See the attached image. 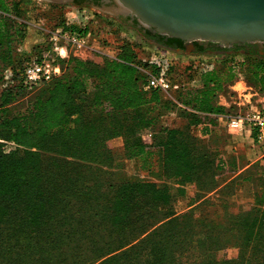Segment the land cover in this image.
<instances>
[{"label": "trees", "instance_id": "1", "mask_svg": "<svg viewBox=\"0 0 264 264\" xmlns=\"http://www.w3.org/2000/svg\"><path fill=\"white\" fill-rule=\"evenodd\" d=\"M23 6V0H0V264H264V209L230 211L226 203L217 216L194 212L219 178L217 157L203 151L192 125L202 121L200 112L216 110L211 95L227 69L234 76L245 63L237 56L247 54L242 47L212 51L216 67L202 72L191 64L187 79L174 66L171 79L185 97L146 88L138 66L148 63L130 40L102 66L59 58L63 73L30 88L17 50L26 37ZM66 21L55 28L91 30ZM254 67L253 82L264 93V58ZM8 68L13 81L6 84ZM193 80L204 88L195 110L186 100L194 89L184 88ZM172 110L184 126L164 125ZM116 137L155 179L114 180L117 153L108 143ZM7 142L15 145L10 152ZM192 185L202 192L179 212L178 198ZM228 245L240 252L221 261L217 253Z\"/></svg>", "mask_w": 264, "mask_h": 264}, {"label": "rangeland", "instance_id": "2", "mask_svg": "<svg viewBox=\"0 0 264 264\" xmlns=\"http://www.w3.org/2000/svg\"><path fill=\"white\" fill-rule=\"evenodd\" d=\"M23 14L22 21L26 24V37L21 45H18L20 53H24V62L31 63L39 60L44 52L48 49V42L50 39L49 32L54 30L57 24L61 21L68 19H75L84 10L91 13L92 19L89 28L92 31V36L87 47L76 49L70 47L69 55L79 57L84 60L92 61L93 63L102 66L105 61L110 57H116L121 48L124 40H130L137 44L136 48L141 58H153L166 56L169 57L175 64V75L179 78H188L187 68L199 61L210 62L216 61L214 53L190 52L189 51H171L160 46L158 43L149 39L141 27L127 21L125 18L120 17L108 7H99L91 3H75L73 0H23ZM112 21V22H111ZM118 27L113 29L112 24ZM115 27V26H114ZM256 48V47H255ZM254 50V49H253ZM234 51H231V54ZM246 55H237L238 57L246 59L245 63L236 70L233 75L223 74V84L220 89V99L227 103L231 111L238 109L244 103H258L264 102V93L259 90L257 84L253 82L252 73L255 71L254 63L257 58H264V50L256 48L253 53L251 51L242 50ZM237 54V53H236ZM199 84H192V89H195ZM180 89L172 88L170 97H185V92L179 91ZM173 98V99H174ZM24 101L18 103L19 106L24 105ZM96 107H93V115L95 114ZM177 111H170L164 115V125H174L180 122L177 116ZM246 143L244 150L249 149V137L245 135ZM150 142L151 138L146 137ZM109 146L117 153V159L114 161V180L121 181V179L132 180H152L155 179L154 175L150 172L141 169V157H131L124 149V139L116 137L109 141ZM14 143L7 142L4 149L10 152L14 149ZM257 150L262 155L264 149L257 147ZM264 157V155H263ZM221 176V175H220ZM222 178V177H221ZM220 178V180H221ZM250 187H245L242 184L234 183L226 191V196L210 195L207 202L199 204L194 212L198 217L209 213L217 216L221 209L226 207V203L230 204V211H238L240 209L248 210L251 207H258L264 209V187L258 188L252 192ZM202 190L197 189L195 186H188L187 193L181 195L176 203V208L180 212L187 211L192 208V200L201 193ZM254 195L251 198V195ZM224 199V202H223ZM225 205L223 208L222 206ZM240 252L238 245H228L227 247L218 251V258L223 261L237 257Z\"/></svg>", "mask_w": 264, "mask_h": 264}, {"label": "water", "instance_id": "3", "mask_svg": "<svg viewBox=\"0 0 264 264\" xmlns=\"http://www.w3.org/2000/svg\"><path fill=\"white\" fill-rule=\"evenodd\" d=\"M64 1V0H60ZM119 16L185 41L264 42V0H116Z\"/></svg>", "mask_w": 264, "mask_h": 264}, {"label": "built area", "instance_id": "4", "mask_svg": "<svg viewBox=\"0 0 264 264\" xmlns=\"http://www.w3.org/2000/svg\"><path fill=\"white\" fill-rule=\"evenodd\" d=\"M94 15V14H93ZM88 10H84L75 19H68L66 24L69 26H80L83 29L88 28L91 20L94 17ZM50 39L48 44L50 48L47 49L40 60L27 63L23 75L24 83L30 88H33L43 82L51 81L53 78L63 73V67L59 62V58H67L70 47L82 49L88 46L92 31L88 33H81L79 31H71L64 26H60L49 32ZM144 63L148 65H139L141 71L147 75L146 88L160 89L170 94L172 88H180L179 84H175L172 77V68L175 66L174 62L166 56L142 58ZM196 69L206 72L211 71L216 67V61L193 63ZM13 69L6 70V84L13 81ZM196 80L186 81L184 88L191 89L192 84ZM226 125L231 131L251 132L252 141L256 147L264 149V102L244 103L238 109L229 111L226 114ZM150 137V136H148Z\"/></svg>", "mask_w": 264, "mask_h": 264}, {"label": "crops", "instance_id": "5", "mask_svg": "<svg viewBox=\"0 0 264 264\" xmlns=\"http://www.w3.org/2000/svg\"><path fill=\"white\" fill-rule=\"evenodd\" d=\"M201 86L202 85H199L188 93L186 97V100L188 99L190 101L191 107L188 106V108L191 110H195L193 106L196 100L200 98V91L204 89ZM219 91L220 89H217V91L211 95V102L216 110L213 113L200 112L202 121L192 125L191 129L192 133L196 135V137L200 139L201 144L204 145L203 151L217 157L216 165L218 166L219 178L217 187L200 201L213 194L219 195L221 189L231 184L233 181L245 187H250L249 189L254 192L261 187V181L264 179V154L262 155L257 150V147L252 141L250 131L249 149L244 150V144L246 143L245 135H248V132L229 130L226 125V114L230 111L231 107L220 99ZM177 116L180 122L170 126L181 127L185 125L186 119L181 118L179 113H177ZM187 120L190 121L191 119ZM253 197L254 195L252 194L251 198Z\"/></svg>", "mask_w": 264, "mask_h": 264}, {"label": "flooded vegetation", "instance_id": "6", "mask_svg": "<svg viewBox=\"0 0 264 264\" xmlns=\"http://www.w3.org/2000/svg\"><path fill=\"white\" fill-rule=\"evenodd\" d=\"M75 3H91L95 6L99 7H107L116 5V0H73ZM125 18L127 21L137 24L141 27L146 35H148L149 39L158 43L160 46L169 49L171 51H189L190 52H199L202 49H208V51H221L225 49L233 48L235 45L242 47V50L245 51H253L256 48H261L264 50V42H242L236 43L230 47L224 46L221 43L209 41V40H194V41H185L177 37H173L170 35L162 34L155 30L152 27H145L142 26L139 19L133 15L127 16H120ZM167 43V44H166ZM182 44L183 46L180 47L178 45ZM256 47V48H255Z\"/></svg>", "mask_w": 264, "mask_h": 264}]
</instances>
